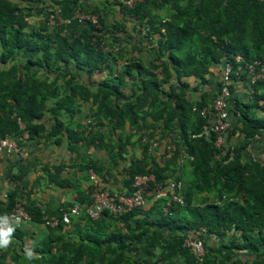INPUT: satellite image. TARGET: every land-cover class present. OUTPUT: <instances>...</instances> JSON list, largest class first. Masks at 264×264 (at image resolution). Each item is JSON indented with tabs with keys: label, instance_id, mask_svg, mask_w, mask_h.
<instances>
[{
	"label": "trees",
	"instance_id": "trees-1",
	"mask_svg": "<svg viewBox=\"0 0 264 264\" xmlns=\"http://www.w3.org/2000/svg\"><path fill=\"white\" fill-rule=\"evenodd\" d=\"M56 4L49 5L65 4L70 12L81 6L84 11L99 13L101 27L77 23L81 26H71L69 33L63 34L42 15L46 4L41 0H0V137L21 133L18 118L30 137L39 135L44 130L40 120L50 112L48 138L59 142L65 131L69 142L111 148L115 157L123 152L132 134L150 124L161 126L162 136L169 137L166 141L176 144L174 156L163 163L155 160L147 167L150 145L141 142L139 136L145 151L131 165L126 193L133 191L137 172L154 170L156 182L164 183L170 176L183 181L180 194L184 202L171 201L165 210L169 196L163 195L146 209L145 205L134 206L116 214L104 209L96 218L82 214L73 217L71 223L46 225L51 232L41 245L30 247L40 253L30 264H226L240 249L257 257L252 261L235 258V264H264V159L261 155L247 157L244 152L256 134L264 136V75L250 81L252 98L243 102L233 94L234 82L250 77L244 71L240 78L233 74L230 99L233 97L238 120L229 127L233 131L239 125L244 138L239 144H231L227 132L230 147L218 159L215 153L219 149L201 134L207 118L194 106L208 104L222 81L216 93L205 90L196 100L187 96L188 77H195L196 88H200L209 83L214 63L223 62L224 68L229 60L235 69L239 64L245 68L253 59L264 64V0H143L131 9L118 3L125 16L138 19L146 35H154L158 44L154 45L156 56L147 67L131 59L119 75L112 68L124 55L121 49L114 51L110 42L121 44L115 33L124 23L109 27L101 8L92 10L82 0ZM34 14L41 18L39 24L30 22ZM236 55L240 59L236 60ZM81 69L88 74L87 81L79 73ZM102 70L108 76L98 82L94 76ZM127 76L136 80L129 92L123 87ZM90 97L98 105L94 120L99 126L82 133L63 121L62 115L73 117L80 103ZM104 117L110 123L109 135L100 129ZM126 126L131 132L124 136ZM86 156L83 169L94 168L104 176L108 166L91 154ZM182 157L187 161L179 171L176 166ZM90 187L86 193L79 192L77 202L92 200ZM22 190L17 187L8 193L0 204V216L12 208ZM26 194L24 205L30 221L44 223L40 207L26 201ZM74 223L77 227H70ZM20 226L14 227L13 233L17 240L13 242L15 259L22 258L18 257L22 256L18 239L25 241ZM203 226L206 251L200 258L185 239L188 231ZM230 231L229 240L218 246L208 244L204 237L210 233L228 235ZM5 257L0 264H8Z\"/></svg>",
	"mask_w": 264,
	"mask_h": 264
},
{
	"label": "crops",
	"instance_id": "crops-1",
	"mask_svg": "<svg viewBox=\"0 0 264 264\" xmlns=\"http://www.w3.org/2000/svg\"><path fill=\"white\" fill-rule=\"evenodd\" d=\"M41 1L45 4L57 5L56 2L60 0ZM82 2L89 5L92 10L96 7H100L102 10L101 14H104V18L109 27H114L116 22L124 23V27L120 28V30L118 29L115 33L116 36L121 38V44L119 45L110 42V44L114 46V51L121 49V52L124 55V57L120 56L117 58L116 63L112 68L114 69L115 75L121 74L124 64L131 59H137L144 66H148L150 59L156 56V48H154V45L158 44L154 35L150 37L146 35L145 27L141 26L142 24L138 19L126 17L121 7L118 3H115L114 0H109V2H106V0H82ZM103 2L107 4H104ZM64 5L65 4H62L61 7H56L60 8L63 16H69L72 12H70L68 7ZM153 11L157 12L155 9ZM40 21L41 18L37 14H34L33 17L30 18V22L35 25L39 24ZM77 23L78 22H74L72 27H74V25L81 26ZM222 64L223 62L213 64L211 73L208 74L209 83L200 86L198 89L196 88L198 80L195 77H188L187 80L190 81V85L187 88V96L196 100L201 97L202 92L205 90L210 89V91L216 93L218 82L222 77ZM79 73L82 75L83 80L87 81L88 74L85 70L81 69ZM107 76L108 72H103L102 70L97 71L94 78L100 82ZM135 81L136 80L127 76L124 79V89L129 92ZM90 83L92 84L93 82L90 81ZM234 84L233 94L238 97L240 101L247 102L252 98L253 86H251V82L247 77L242 80H236ZM212 99L213 96L210 97V101H212ZM97 106V103L94 102V98L90 97L89 100L80 103V107L73 117H70L68 114H63L62 119L75 128L76 131L79 130L82 132L83 129L81 128L83 127L94 130L99 126L96 125L94 120L97 118L95 114ZM229 108V124L233 127L232 125L238 120L236 114L237 110L234 108L233 97L229 101L228 109ZM256 112L260 113L258 109H256ZM52 116L53 113L47 112L43 118H41L40 121L44 124V130L40 132L39 135L30 137L28 134L29 136L20 141L19 144L22 146L21 152L13 153L12 155L5 154V156L0 159V204L1 202L6 201L8 193L17 187H19V190L23 189L22 192L28 194L26 201H31L33 204L35 203L36 206L40 207L42 212H57L60 208H64L75 202L78 198L79 192H88L90 184L93 182L87 174L88 171L83 169V160L88 159L86 156L87 153L91 154L93 158L100 163L108 166V169H104V173L107 175L103 178L104 184L116 190L127 191L128 188L126 182L129 177L131 165L134 159L141 158L145 151L144 144L138 141V137H141V135L147 136V140L150 141L147 143L150 145L149 150L151 154L148 158L149 163L147 167L155 163V160L160 161V163L165 161L164 152L170 142L166 141L169 137L162 136L160 130L161 126L155 128L150 124L149 127L143 128L132 134L130 142H126L125 149L122 150L123 152L114 157L111 148L95 147L92 152H88L90 146L88 147L82 144L81 141H78L77 143L69 142L65 131L59 142H55L48 138L46 134L52 124V121L50 120ZM102 120L105 124L102 125L100 129L105 134L109 135L108 124L110 123L106 117ZM160 122L161 121H159V124H161ZM130 132L131 128L126 126L124 136L126 133ZM227 132L230 133L228 139L231 144L236 145L243 141L244 133L239 129V125L234 126L233 131L229 129ZM124 136L123 140L126 138ZM117 149L118 147H116V150ZM244 152L247 157L261 155L264 152V136L256 134L254 138L248 142ZM152 156L155 158H151ZM176 168L179 169V171L182 170V164H178ZM65 178L67 181L64 180ZM155 198L156 197L154 196L148 198L143 208H148ZM73 225H75L74 228L77 227L76 223L71 224L70 227ZM20 227V230L22 231L21 235L25 240L23 243L18 239V242L21 244L18 249L22 253V256L18 257L22 258L15 259L14 252L16 247L14 248L13 242L17 240L15 239V236L12 235L11 243L5 248H0V263L5 255L8 264H30L32 259L23 257L25 255V248H30L32 245H41L47 235L51 232L44 223L30 221L23 223ZM79 228L80 227L77 229ZM232 232L233 231L228 232V235L210 233L207 234L205 238L208 244L218 246L219 244L228 241ZM17 235L20 237L19 234ZM39 255L40 253L37 251L33 259L39 257ZM256 257L257 255H253V253L251 254L247 252V250L240 249L236 251L234 258H231L226 264H235V258H241L242 261H252Z\"/></svg>",
	"mask_w": 264,
	"mask_h": 264
},
{
	"label": "built area",
	"instance_id": "built-area-1",
	"mask_svg": "<svg viewBox=\"0 0 264 264\" xmlns=\"http://www.w3.org/2000/svg\"><path fill=\"white\" fill-rule=\"evenodd\" d=\"M125 8H134L138 3L143 0H115ZM48 20V24L58 27L61 29V33L68 34L70 27L74 22L78 23H91L96 28H100V14L92 11H84L81 6L76 7L69 16H63L60 8L45 5L43 14ZM235 59H240V55H236ZM243 71L248 74L250 81L254 82L259 77L264 75V64L259 59H253L246 64L243 68L241 64L235 69L229 63V60L224 62V68L221 77V86L216 96L208 104L198 107L194 106V109L200 111V113L207 118L202 124L201 134L209 137L213 141V146L219 149L215 153V158H221L227 153V149L230 147L228 139H226L227 131L229 127V101L232 95V84L234 82L233 74L236 73L238 78L243 74ZM19 128L22 130L21 134L16 136L4 135L0 137V159L13 153L21 152L22 146L19 141L25 138L28 134L25 128L24 122L18 118ZM145 137H143V140ZM95 149V145H90L88 152H92ZM168 153L166 157H171L176 149V144L171 143L168 146ZM234 151H230V155H233ZM264 159V152L261 154ZM54 171V170H53ZM89 176L94 186L90 187L92 198L91 201L86 202H73L64 208H60L58 212H42L44 218V224L51 227L58 226L61 222L71 223L73 217L79 215H87L90 217H98L104 209H108L111 213H123L130 210L134 206H144L148 199L149 190L152 187L154 181V197L169 196L164 209L167 210L168 204L171 201L183 203V197L180 194L183 187V181L180 179H170L166 183H159L155 181V174L153 173H142L135 174L132 187L133 191L127 194V191L116 190L110 188L103 182L104 176H100L94 168L88 169ZM107 175H105L106 177ZM89 191V190H88ZM12 208L5 213L9 217V222L12 226H18L23 222L30 221L32 218L30 213L24 205L25 192L20 193ZM4 215V216H5ZM206 232V227H201L197 230H190L187 233L185 244L189 245L190 248L201 258L205 253L204 238L202 234ZM205 235V234H204ZM146 264V263H145Z\"/></svg>",
	"mask_w": 264,
	"mask_h": 264
},
{
	"label": "clouds",
	"instance_id": "clouds-1",
	"mask_svg": "<svg viewBox=\"0 0 264 264\" xmlns=\"http://www.w3.org/2000/svg\"><path fill=\"white\" fill-rule=\"evenodd\" d=\"M261 102H262V100H261ZM28 131V130H27ZM21 132H22V130H21ZM28 133H29V131H28ZM21 134V133H20ZM143 137H145V139L143 140ZM26 138V137H25ZM24 139V138H23ZM140 141L141 142H145V143H149L150 141H148L147 140V136H143V135H141V137H140ZM20 143V142H19ZM172 142H170L168 145H167V147H166V149H165V152H164V157H165V160H167V159H169V158H171L172 156H174V154H175V151H174V154L171 156V157H166V154L168 153V151H169V149H168V146L171 144ZM176 150V149H175ZM187 156H185V158H186ZM184 157H182L181 159H180V164H184L186 161H187V159H185ZM154 172V170L153 171H150V172H142V173H153ZM137 173H139V172H137ZM136 173V174H137ZM154 174H155V172H154ZM100 175V174H99ZM106 175V174H105ZM104 175V176H105ZM102 176V175H101ZM135 176V175H134ZM134 178V177H133ZM173 178H175V179H178L176 176L175 177H173V176H170V178H168L164 183H166V182H168L170 179H173ZM155 181H156V175H155ZM154 182V181H153ZM153 184V183H152ZM23 191V190H22ZM21 191V192H22ZM152 193H155L154 192V190L152 189L151 190V192L150 193H148V198H149V195H151L152 196ZM155 195V194H154ZM153 195V196H154ZM152 196V197H153ZM24 203H25V199H24ZM72 204V203H71ZM70 205V204H69ZM72 220H73V218H72ZM72 222V221H71ZM24 223V222H23ZM22 224V223H21ZM20 224V225H21ZM20 225H18V226H20ZM14 227H16V226H12V224L9 222V217L7 216V215H5V216H0V248H5V247H7L10 243H11V237H12V235H13V233H14V231H15V228ZM205 237V236H204ZM25 255H26V257L28 258V259H33L34 258V256H35V253H34V251L31 249V248H28V247H26L25 248Z\"/></svg>",
	"mask_w": 264,
	"mask_h": 264
},
{
	"label": "rangeland",
	"instance_id": "rangeland-1",
	"mask_svg": "<svg viewBox=\"0 0 264 264\" xmlns=\"http://www.w3.org/2000/svg\"><path fill=\"white\" fill-rule=\"evenodd\" d=\"M164 12L167 13L166 11H164ZM165 13H164V14H165ZM166 18H167V17H166ZM166 20H168V19H166ZM114 80H115V79H114ZM116 81L119 82L120 79L117 78ZM123 82H124V81H123ZM81 129H83L82 133H86L90 128H84V127H83V128H81ZM28 134H29V133H28ZM28 134H27V136H29ZM27 136H26V137H27ZM22 140H23V139H22ZM22 140H21V141H22ZM87 174L89 175V173H87ZM89 177H90V176H89ZM37 237H38V236H37ZM38 238H39V237H38ZM36 240H38V239H36Z\"/></svg>",
	"mask_w": 264,
	"mask_h": 264
}]
</instances>
